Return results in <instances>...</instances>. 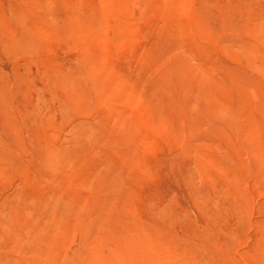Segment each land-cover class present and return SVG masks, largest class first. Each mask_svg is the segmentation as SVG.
I'll return each instance as SVG.
<instances>
[{"label": "rangeland", "instance_id": "374dc122", "mask_svg": "<svg viewBox=\"0 0 264 264\" xmlns=\"http://www.w3.org/2000/svg\"><path fill=\"white\" fill-rule=\"evenodd\" d=\"M0 264H264V0H0Z\"/></svg>", "mask_w": 264, "mask_h": 264}]
</instances>
